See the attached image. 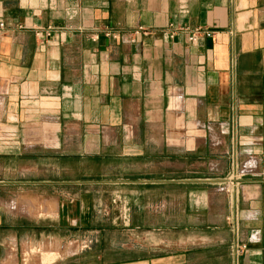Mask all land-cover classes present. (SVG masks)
I'll use <instances>...</instances> for the list:
<instances>
[{
    "label": "crops",
    "instance_id": "0c3cea01",
    "mask_svg": "<svg viewBox=\"0 0 264 264\" xmlns=\"http://www.w3.org/2000/svg\"><path fill=\"white\" fill-rule=\"evenodd\" d=\"M0 21V164L18 159L0 178L17 200L0 212V264H100L52 254V224L15 217L78 213L81 189L71 205L51 189L86 180L128 185L140 211L188 192L173 239L141 236L119 264H231L232 164L240 264H264V0H0Z\"/></svg>",
    "mask_w": 264,
    "mask_h": 264
},
{
    "label": "rangeland",
    "instance_id": "374dc122",
    "mask_svg": "<svg viewBox=\"0 0 264 264\" xmlns=\"http://www.w3.org/2000/svg\"><path fill=\"white\" fill-rule=\"evenodd\" d=\"M3 155L0 152V163ZM6 164H0V178L3 173L9 171L10 168L18 164V159L9 160ZM234 169L232 164L231 169ZM19 169V168H17ZM232 169V170H233ZM14 170V169H12ZM230 170L224 177L234 178L237 175L229 177L231 174ZM99 179V178H92ZM87 183H78V188L71 189V185L65 186L63 191L51 189L52 195L61 194L63 197L66 196L68 203L75 199L74 196L77 192H83V199H79L81 205L78 213L67 214V217L63 215H20L15 216L17 221L24 225H42L52 224L53 239L51 240V251L52 254H56V251L62 249L65 253L79 252L77 255H82L85 260H89L91 257H99L100 264H119L124 259L134 258L140 255L139 238L142 236L143 240H147L154 244L157 238L172 240L176 232H172V224L178 220L174 218L173 212L181 208L185 211L189 201L188 192L180 190L179 197L174 200L167 196V190H164V197L156 200H148V209H142L140 211L139 194L136 192L133 194L132 204H129V199L125 192L128 185L114 184L107 180L92 181L86 180ZM90 181V182H89ZM231 181V179H229ZM222 187L228 196V214L226 216L227 225L231 231V241L234 237L233 220L230 216L233 214V203L235 205L236 192L233 187V201L230 191L228 189V182L226 178L219 180ZM54 188V187H53ZM3 194L0 189V212L2 208L6 207L11 210L14 207V201L16 199L2 198ZM175 196V194H174ZM58 200L51 198V210H57L56 202ZM27 202V201H26ZM25 202V203H26ZM22 203V202H21ZM145 203V202H144ZM129 205L131 206V212ZM178 207V209L174 207ZM42 203H36L35 208L37 212H42ZM157 207V208H156ZM32 208V206H31ZM30 208V209H31ZM71 208V207H69ZM29 209V210H30ZM4 221L11 219L12 213L4 214ZM182 221V220H181ZM67 223L68 233L64 237V241H55L56 236L55 229L59 227L60 223ZM10 224V223H9ZM140 224L142 227L140 228ZM157 224H159L157 226ZM66 225V224H65ZM183 233H186L183 231ZM41 238V236H39ZM231 241L229 244V253L231 256ZM146 242V241H145ZM131 243L137 244V246H131ZM60 245L61 248L55 247ZM145 246V245H144ZM42 249V250H41ZM151 247L145 248L147 252H150ZM44 251L41 247H34L32 253H40ZM63 252V253H64ZM58 253V252H57ZM232 264V257H231Z\"/></svg>",
    "mask_w": 264,
    "mask_h": 264
},
{
    "label": "built area",
    "instance_id": "2783aa9c",
    "mask_svg": "<svg viewBox=\"0 0 264 264\" xmlns=\"http://www.w3.org/2000/svg\"><path fill=\"white\" fill-rule=\"evenodd\" d=\"M4 28H5V22L0 21V34H2L4 32ZM199 31H201V30L198 29L196 31V33ZM211 33H212L211 31H208V30L206 31L207 35H211ZM194 37H195V33L190 35L191 39H193ZM230 174L231 175L229 177L235 176V175H237L238 177H241V172L239 171L238 168H237V170H235V166H234V169L231 171ZM229 179L230 178H226V180L228 182V189L227 190L230 191V194L232 196V201H233V191H232V188L230 186H232V184H235L238 187V195H239L241 178H231V181H229ZM230 217L232 219L234 218L231 221L233 222V230L235 233L234 237L231 241L232 264H240V258L243 255V253L248 249V243L245 239L242 238V236L240 234L239 215H238L237 207L234 206V203H233V214H231Z\"/></svg>",
    "mask_w": 264,
    "mask_h": 264
},
{
    "label": "bare ground",
    "instance_id": "6f19581e",
    "mask_svg": "<svg viewBox=\"0 0 264 264\" xmlns=\"http://www.w3.org/2000/svg\"><path fill=\"white\" fill-rule=\"evenodd\" d=\"M236 178V177H234ZM231 179V178H230ZM234 191H237V186L234 184V187H233Z\"/></svg>",
    "mask_w": 264,
    "mask_h": 264
}]
</instances>
